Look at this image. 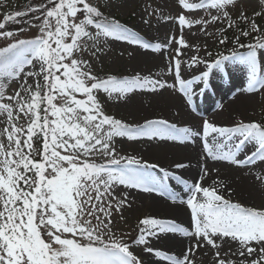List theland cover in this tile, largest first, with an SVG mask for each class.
I'll return each mask as SVG.
<instances>
[{"label": "rangeland", "instance_id": "374dc122", "mask_svg": "<svg viewBox=\"0 0 264 264\" xmlns=\"http://www.w3.org/2000/svg\"><path fill=\"white\" fill-rule=\"evenodd\" d=\"M20 1L0 0V17ZM86 1L129 31L103 30L73 6L62 38L50 35L54 17L0 35V52L25 46L0 70V264H264V220L252 213L264 212V138L257 128L264 118V45L247 57H211L228 21L250 23L253 34L263 30L264 0ZM49 64L58 70L51 80ZM96 75L120 81L107 86ZM41 86L51 103L53 153L43 160L44 177L33 179L32 237L30 225L14 219L18 212L7 213L15 195L4 168L9 130L26 118L22 104ZM240 97L252 102L242 112L232 103ZM175 98L198 119L193 127L160 112ZM207 112H228L222 133H214ZM171 145L198 152L191 177L182 176V165L168 171L166 151L154 173V151ZM93 160L138 168L110 170ZM229 172L238 174L221 177ZM153 198L181 206L187 228L147 209ZM55 236L131 243L104 262Z\"/></svg>", "mask_w": 264, "mask_h": 264}, {"label": "trees", "instance_id": "16d2710c", "mask_svg": "<svg viewBox=\"0 0 264 264\" xmlns=\"http://www.w3.org/2000/svg\"><path fill=\"white\" fill-rule=\"evenodd\" d=\"M73 6H76V10L80 15L89 16L97 21L104 19L103 23H107L108 27H121L114 19L105 18L102 13L95 11L85 0H21L17 7L1 15L0 34L23 30L39 18L50 19L54 17L56 23L50 35L55 34L56 38H62L67 12ZM234 30H237L238 33L231 36L232 42L227 35L223 36L220 46H218L219 49H223L230 42L237 50L246 49L247 46L251 47L256 40L259 43H264V36L262 35L264 29L257 30L253 34L250 31V23L245 25L238 22L234 25ZM14 56L15 54L12 51L0 53V67L4 63H9ZM49 59L51 60V52ZM46 72L49 73L46 78L51 80L52 75H57L58 70L49 64ZM43 93V86L30 92L24 104L27 119L19 127L12 130L13 138L20 149L15 147L7 157L6 169L9 180L14 182V186L18 185L19 188H22L23 185L24 195L29 194L30 197L32 196L31 192H33L31 190L33 179L42 176V161L51 152L48 144L52 132L48 115L51 111V103L48 102L49 97L46 98ZM262 126H264V123ZM14 194L18 198L20 191L16 193V190H14ZM26 211L27 208H25Z\"/></svg>", "mask_w": 264, "mask_h": 264}, {"label": "bare ground", "instance_id": "6f19581e", "mask_svg": "<svg viewBox=\"0 0 264 264\" xmlns=\"http://www.w3.org/2000/svg\"><path fill=\"white\" fill-rule=\"evenodd\" d=\"M145 59V57H144ZM196 91L195 89H188V94H185L186 97L188 99H194V102L197 103L196 99ZM234 104V107L236 108V111L242 112L245 111V109L247 110V108L249 107V105H252V102H250V100L246 97H240L239 99L236 100V102H232ZM160 112H162L165 115L171 114L174 117H178L179 120H181L182 122H184V124H189L190 127H193L192 125L195 124L196 122H198V119L193 117L186 108H184L181 104V102L178 100V98H175L174 100H171L170 103H168V105L164 108V110H160ZM201 113V112H200ZM228 112L226 113H221V114H217L216 116H214V113L208 112L207 117H209V121H213V123H211L210 125H213L214 128V133L215 134H219L222 133V131L220 129H222L224 126V122L228 121ZM202 114V113H201ZM212 116V117H211ZM231 143V142H229ZM227 146V145H226ZM170 150H160L159 151H154L155 153H157L156 155H152V160L157 162L162 161L163 163H166V160L164 159V157H166L165 155V151L169 152V158H170V170L168 169V171L172 174L173 171V167L178 164V165H182L181 169L183 171L182 176L185 175L187 177H191L192 173H193V168L195 166L196 161L199 159V155L197 151H189L186 152L184 150V147L180 146V145H171L170 146ZM153 151H150V153H153ZM173 159H185L183 162L181 163H176V162H172ZM151 163V167L154 171V173H159L160 172L157 169V167L160 164H156V163ZM147 164V163H146ZM149 165V164H147ZM167 168V167H165ZM178 171V169H176ZM172 171V172H171ZM238 174V173H230L228 174H224L221 173V177L224 178H230L233 177V175ZM217 201H222L220 198L216 199ZM147 209H149L151 212H157L159 214H166L169 215L171 217L177 218V223L179 224V226L183 229L187 228L188 222H187V217H186V213L184 211V209L181 206H178V204L176 205H168L164 202H162L161 200L157 199V198H153L152 201L149 203V205L147 206ZM169 238V237H167ZM187 237H184V239H186ZM163 242L166 244V241L163 239ZM184 242L185 241H180L179 245L182 244V249L180 250L181 253L183 254V250H184ZM166 246H168V244H166ZM153 264H165V263H153Z\"/></svg>", "mask_w": 264, "mask_h": 264}]
</instances>
